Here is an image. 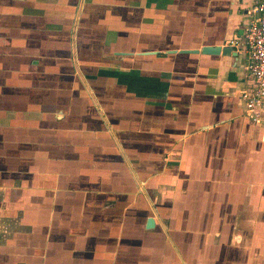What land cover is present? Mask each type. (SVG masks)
<instances>
[{
	"label": "crops",
	"instance_id": "obj_1",
	"mask_svg": "<svg viewBox=\"0 0 264 264\" xmlns=\"http://www.w3.org/2000/svg\"><path fill=\"white\" fill-rule=\"evenodd\" d=\"M251 6L0 0V264H264Z\"/></svg>",
	"mask_w": 264,
	"mask_h": 264
},
{
	"label": "built area",
	"instance_id": "obj_2",
	"mask_svg": "<svg viewBox=\"0 0 264 264\" xmlns=\"http://www.w3.org/2000/svg\"><path fill=\"white\" fill-rule=\"evenodd\" d=\"M242 32L240 43H230L245 57L238 100L243 117L264 124V0H252Z\"/></svg>",
	"mask_w": 264,
	"mask_h": 264
},
{
	"label": "water",
	"instance_id": "obj_3",
	"mask_svg": "<svg viewBox=\"0 0 264 264\" xmlns=\"http://www.w3.org/2000/svg\"><path fill=\"white\" fill-rule=\"evenodd\" d=\"M233 46L232 44L224 45V46H215V47H202L200 50L197 52L196 50H190V51H181V53H190V54H196L200 53L203 55H222V56H234L235 53L232 51ZM147 226H151V221L149 220L147 223Z\"/></svg>",
	"mask_w": 264,
	"mask_h": 264
}]
</instances>
